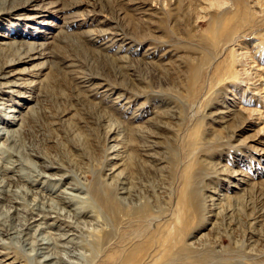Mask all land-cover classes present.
<instances>
[{
  "label": "rangeland",
  "instance_id": "rangeland-1",
  "mask_svg": "<svg viewBox=\"0 0 264 264\" xmlns=\"http://www.w3.org/2000/svg\"><path fill=\"white\" fill-rule=\"evenodd\" d=\"M3 1L0 67L16 59L18 83L3 96L21 119L14 141L0 137V176L11 181L0 191V227L20 230L46 211L33 224H50L42 233L52 250L71 251L76 264L119 259L102 254L104 224L85 201L95 181L111 179L107 131L116 120L130 181L177 222L175 246L190 248L189 264H264V0ZM145 143L155 163L145 161ZM189 175L206 197L201 215L179 203ZM215 191L227 195L218 208L208 201ZM152 219L123 227L117 240L150 242ZM67 223L73 230L59 239ZM5 238L21 264H39L30 244Z\"/></svg>",
  "mask_w": 264,
  "mask_h": 264
},
{
  "label": "bare ground",
  "instance_id": "bare-ground-1",
  "mask_svg": "<svg viewBox=\"0 0 264 264\" xmlns=\"http://www.w3.org/2000/svg\"><path fill=\"white\" fill-rule=\"evenodd\" d=\"M2 43L7 45L14 44V42L12 43L11 41H8V39L2 41ZM31 48L33 47L31 46ZM37 53L38 52H36V54ZM37 57H39V55H35L32 58H37ZM15 60L16 59L11 57L7 59L4 62V64L0 67V105H1L0 108H4L6 110L5 118L9 120L6 121V119L4 120L3 118L2 119L0 118V137L4 136L6 138V141L9 143L14 141V136L16 131V128H12V127L18 124L19 123L18 121L21 119L19 113H17L18 108H16L14 105L7 106L9 103L5 101V96H3L6 93L8 94L10 92H14L15 91L14 86L18 84L14 81L15 80L14 76H16V71H13L11 69V65L15 62ZM228 110L230 112V109ZM121 126L122 125L119 121L112 120L109 124L107 131L108 139L112 141L111 145L108 147V159L111 161H110L109 173H107V176L109 175L111 179L107 180V179L99 178L97 181H95V183L91 185L90 190L87 192L86 196L88 197L85 200L86 202H88V205H91L93 208H95L98 211L100 216H97L96 219L104 224L102 242L105 243V247L104 248L102 247L103 251L101 249L102 254L104 252H105L104 254H108V252L110 251H107V249H110L112 252H116V254L117 253L121 254V257L117 260H112V258H109L108 255H106L104 258L100 255L102 257V258L100 257L101 259L100 264H189L192 263L190 262V258H189L191 254H187L188 252H190V248L186 244H181L180 247L178 248H176L175 246V241L173 236H174V228H175L174 224H176L177 222H175L172 219V217H169L167 215L163 217L162 215L163 210L161 203L160 205H156L150 199L148 200L144 199L142 197L143 195H141L143 191L141 192V190L137 188V186H135L134 183L130 181L129 179L130 174L128 171L129 164L127 163L128 154L125 153V150L122 145L123 142H127V141H125L124 138L125 132L124 129L121 128ZM150 146L151 145L146 143L144 145V156L146 158L145 161L149 163L150 162L155 163L154 156L156 155H154L153 151L150 150L151 149ZM24 160L27 164L28 163L35 164L32 162L33 160L31 161L27 157H24ZM35 167H38V165ZM225 170L223 169L222 172H225ZM232 173H234L233 175L237 174L236 171H233ZM43 174L46 176H51V178H53L52 175L50 174H47L45 172ZM63 176L64 175H61V179ZM9 185H11V181L9 179H6L4 176H0V191L3 194H5V192L8 191L7 190L8 188L10 189V187H8ZM20 185H24V184H20ZM68 187H70V189L80 190L79 192L85 190L84 187H80L74 184L73 185L69 184ZM65 192L71 193V191H65ZM216 192L217 191H215V193ZM215 195L216 196H212L208 201L211 200L210 202L212 203V206L214 205L215 207L218 208L220 207L222 202L226 199L227 195L224 192L222 193L217 192ZM6 196H10V195H6ZM74 196L76 195L74 194ZM0 197L4 199L7 198L4 197L2 194L0 195ZM205 198L206 197L203 196V194L201 193L198 187L197 181L192 177V175L185 177L182 188L180 189L178 195L179 203H182L184 207L187 206L190 212L192 211L193 214L195 213L196 215H201L203 212V208H205V206L207 205ZM6 202L11 203V201L9 200ZM145 203L147 204L146 206H141L144 205ZM15 205L18 206L17 204ZM60 207H58L56 204L55 205L53 204L49 209L55 211L56 214H62L64 211ZM78 208L80 209V211H77L76 215L80 216L81 214H83V208L80 206ZM45 212L42 210L38 212H33L31 218L34 220L28 222V224H26L20 230L18 229L14 230V228L12 227L4 228V226L1 224V226L3 227L2 228L0 227V247H1L0 264H17L18 262L21 264L20 262L21 259L19 260V255H16L15 253L12 254L11 253L12 250H10V248H8L7 246L8 243H6L7 245L5 244L6 242L5 236L21 239L28 245L30 244V249H32L31 251L35 252L37 254V257L39 258V264H76L71 259V257L73 256L71 251H67L70 254H63L64 252L60 253V251L52 250L51 245L53 244V241L50 238H48L46 235H43L42 233L43 231H45L44 229H46L50 224L46 226L43 224V221H39L37 224H33L37 220L36 217L38 215L39 216L41 215V218L44 219L47 214L42 215V213ZM17 214L14 216H17ZM147 214L152 215V217L150 215H148V217H143L146 216ZM5 217H6V213H5ZM150 219H152L151 220L152 222L147 231L148 234L152 235V239L150 242L146 240L147 237H143V236L139 237L136 235H131L127 238L117 240L116 235L118 236L124 230L123 227L130 226V228L135 230L143 226V223L145 221H149ZM66 226H68V231L62 233L59 239L63 240V238H65V236L68 234L67 232H69L71 229L73 230L72 228L73 225L71 223H67ZM32 229H34V232L37 236L36 241H34L33 239H32L33 241H29L28 234ZM68 237H66V239ZM123 242H127V243H123ZM64 246L65 245H63V247ZM139 252H142V254H139Z\"/></svg>",
  "mask_w": 264,
  "mask_h": 264
}]
</instances>
